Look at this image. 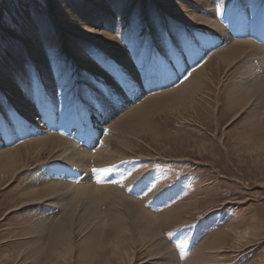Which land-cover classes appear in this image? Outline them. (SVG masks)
Returning <instances> with one entry per match:
<instances>
[{
  "label": "rangeland",
  "instance_id": "obj_1",
  "mask_svg": "<svg viewBox=\"0 0 264 264\" xmlns=\"http://www.w3.org/2000/svg\"><path fill=\"white\" fill-rule=\"evenodd\" d=\"M208 6L216 7V17L229 30L233 25L226 23L229 10L237 14L239 8L254 6L259 9L258 18L264 11V0H0V137L7 128L20 134V120L25 125L27 121L43 125L48 105L63 118L87 114L95 127L98 113L105 112L104 107L96 111L97 103L110 98V89L120 84L128 68L148 72L154 55L156 60H168L173 48L186 50L187 36L195 34L193 14L200 15ZM207 57L190 68L188 78ZM230 72L223 77L221 71L210 88V98L201 100L203 103L196 101L193 107L168 100L146 103L131 119V129L121 133L128 139L127 146L111 140L116 145L112 148L126 155L149 154L148 161L140 157L120 160L107 174L123 172L129 177L140 170L135 183L145 179L151 182V190L145 194L149 199L140 198L142 206L166 214L156 220V225L161 226L160 236L178 256L179 264H264V139L253 135L240 138L244 129L254 127L246 112L239 117L230 115L219 124L212 118L214 106L217 114H232L225 105L234 71ZM65 122L64 127L49 125L53 126L49 134L71 141L79 125L76 121ZM105 125V133L99 137L101 143L110 132ZM38 137L34 132L17 136L1 142L0 151L15 149ZM25 150L20 148L21 158H25ZM26 158L31 159L30 168H37L56 156L44 151L38 157L31 153ZM1 168L6 174L5 166ZM89 168L96 170L91 162ZM41 171L28 169L11 180L8 177L13 171H9L4 179L0 178V264H86L87 260L106 264L113 243L106 242L105 235L102 238L97 233L90 238L95 231L78 234L73 252L64 245L61 236L69 235L68 223L62 217L64 209L69 208L66 205L61 212L54 208L53 214L47 215L38 210L46 202L10 211L29 199L25 193L32 184L38 185ZM101 175L95 174L96 186L104 184ZM74 208L75 219L69 224L77 233L75 226L87 218L81 207L75 204ZM110 217L105 234L121 232L120 220ZM139 222L143 228L144 223ZM121 240L125 246H132L129 232H123ZM151 246L154 253L158 251L153 238ZM61 253L65 257L58 256ZM137 254L135 264H160L159 256L149 254L145 247H140ZM112 264L125 263L116 258Z\"/></svg>",
  "mask_w": 264,
  "mask_h": 264
},
{
  "label": "bare ground",
  "instance_id": "obj_2",
  "mask_svg": "<svg viewBox=\"0 0 264 264\" xmlns=\"http://www.w3.org/2000/svg\"><path fill=\"white\" fill-rule=\"evenodd\" d=\"M197 1L200 3L201 0ZM231 10H229L230 13L226 16V23L233 24H231L232 26L229 30H226L222 21L216 17L218 13L216 7H205L200 15L194 13L193 17L195 19H192L193 25L191 24V26L195 28V34H189L187 36L185 45L186 50L180 51L173 48L172 57L168 60L160 56L159 60H156L154 58L156 55H152L153 57L150 62L151 66L148 72L144 70V72L132 70L131 66L128 68V65L124 64L125 67L128 68V73L121 76L122 80L120 84L110 89V98L102 103L98 102L95 107L96 111L102 109V107L105 109V112L103 114L98 113V116L94 120L96 124L95 127L90 123V118L87 114L83 117L80 116L81 118L68 114L69 116L67 115V117L63 118V114L59 113L61 115L59 116L53 106L48 105L45 109L47 120L43 125H38L39 122L30 123L28 121L25 125L22 120H20L18 121L20 134L13 133L9 128L6 129L7 131L4 130V133H6L4 136L0 137V144L1 142L6 143L8 140H14L17 136L30 134V132H34L39 136L38 138H31L29 142L24 143L20 147H15V149H1L0 159H3L1 167L5 166L6 174H9V171H13L10 177H8L9 180L16 178L18 174L28 169H32L36 173L42 170L40 177L37 176L38 185L32 184L30 189L27 190V193H25L27 194L25 196H28L29 199H25V203H21V205L10 209V211L17 210L22 206L32 205L34 202H46L42 203L40 208H37L41 214L47 215L53 214L54 208H58L57 210L61 212L63 206L66 205V207L69 208L67 211L64 209V215L62 217L64 219L63 221L68 223L67 228H69V235L67 234V236L64 237L63 234L62 236L59 234V237H62V240L65 242L64 245L69 249V252H73L71 249L78 246V243L74 240L78 234H89L91 231H95V234L92 233L89 235L90 238L99 233L102 238H104V235L107 236L106 242L109 241L113 243L110 250L111 253H107L106 255V264H112V261L116 258L121 262L123 261L125 264H135L137 261L135 259L138 257L137 251L140 247L148 249L149 254H157L160 259V264H179L180 260L178 262V256H175V253L170 249L171 246H169L166 239L160 236L161 226H158L159 224L156 225V220L162 219L161 217L163 215L166 216V214L153 213L146 210L147 207L144 209L142 206V200H140V198L145 197V200H147L146 198L148 196L145 194L149 192L151 188L149 184L151 182L145 179L135 183L138 179L136 180L134 178L140 170L137 171L138 173L132 172L129 177L123 176V172L119 175H117L115 171L107 174L111 169V165L120 160L132 157L147 159L149 154L139 153L136 154V156L126 155L125 152L120 151V149H113L111 140L115 139L117 143L127 146L128 139L124 138L122 134L126 129H131V119L134 120V118L138 116L139 112L146 106V103L168 100L179 106L186 104L192 106L196 101L201 102V100H208L210 98L209 94L211 93L210 88L215 85L214 81H216L215 79L218 74L222 71V76L225 77L232 69V71H234H231L233 74L230 72L233 76L230 78L232 82H230V86L227 87L225 98V105H228L230 113L232 114L228 112L217 114L216 110L218 108L214 106L212 118L215 120L216 124H219V122H222L223 119L230 115L234 117L238 116L240 113L246 112L247 116H249L248 119L250 118L251 120V123H249L254 127L252 130H250L251 127H248L249 129L246 130L244 129L241 132L242 135L240 138L243 140L246 138L249 139L251 135H253L254 137L264 139V11L261 13L260 17L257 18V10L259 9L254 6L239 8L237 14ZM189 21H191V19ZM204 57H207V60L203 66L192 71L188 78L190 68L198 63V61L203 60ZM210 69H212V71ZM181 78H183V81L179 83ZM220 83L221 80L218 84ZM163 88L166 89L161 90ZM158 90L161 91L155 94L150 93ZM201 103H198V106ZM201 106H203V104H201ZM248 108L251 109L248 110ZM119 111H121V113H119ZM233 117L231 119H234ZM195 119H197V117ZM65 121H76L79 125L76 135L73 131L74 135L70 136L72 137V140L70 138L71 141L61 136L49 134L51 131L49 129L53 127L49 125L59 124L60 127H64L65 125H63V122ZM146 122L141 124H145ZM105 124L109 127L110 132H107L103 136L101 143L99 137L105 133ZM20 148L26 149L23 151L25 158H21L23 154L20 152ZM30 150H32V152ZM44 151L48 154H54L56 158L39 163L40 165H38L37 168H30L31 159L29 158L30 160H27L28 158L26 157L31 153L38 157V154ZM90 162L94 163L96 170L102 169V171L95 170L94 172L91 170L89 168ZM1 167L0 178L4 179L6 174ZM124 167L128 171H132L130 166ZM95 174H102L99 179L104 182V184L96 186L98 177H96ZM4 182L5 181L2 180V183ZM39 185L42 189H39ZM152 195L153 192L149 194L150 197ZM75 204L81 207L82 212L87 218L85 223H79L78 226H75L78 227L77 233L75 232L76 229L69 224L75 219ZM174 210L175 209L171 211ZM111 215L119 219L120 226L122 225L124 227L121 226V232L116 231L111 234H105L106 223L109 219L111 220ZM139 221L144 223L143 228ZM165 221L167 220L165 219ZM110 226L114 227L113 225ZM123 232H129V239L131 240L132 246H125L122 241L123 239L121 240ZM152 238L159 247L158 251L155 253L151 246ZM56 247H58V245ZM53 253L52 251L51 254L53 255ZM63 254L66 255L65 252ZM63 254L61 253L58 256L61 257ZM184 263L182 261V264ZM86 264H91V262L89 263L87 260Z\"/></svg>",
  "mask_w": 264,
  "mask_h": 264
},
{
  "label": "snow or ice",
  "instance_id": "obj_3",
  "mask_svg": "<svg viewBox=\"0 0 264 264\" xmlns=\"http://www.w3.org/2000/svg\"><path fill=\"white\" fill-rule=\"evenodd\" d=\"M96 171H102V169H97ZM153 187H155V185H153ZM149 190H151V189H149Z\"/></svg>",
  "mask_w": 264,
  "mask_h": 264
}]
</instances>
